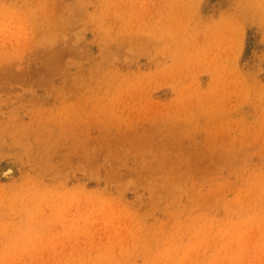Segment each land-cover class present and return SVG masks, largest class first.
<instances>
[{
	"label": "rangeland",
	"instance_id": "rangeland-1",
	"mask_svg": "<svg viewBox=\"0 0 264 264\" xmlns=\"http://www.w3.org/2000/svg\"><path fill=\"white\" fill-rule=\"evenodd\" d=\"M0 264H264V0H0Z\"/></svg>",
	"mask_w": 264,
	"mask_h": 264
}]
</instances>
